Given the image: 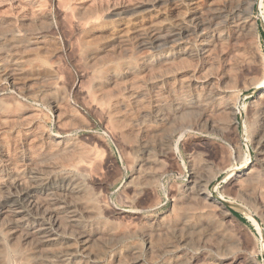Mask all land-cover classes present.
I'll return each instance as SVG.
<instances>
[{"label":"rangeland","instance_id":"374dc122","mask_svg":"<svg viewBox=\"0 0 264 264\" xmlns=\"http://www.w3.org/2000/svg\"><path fill=\"white\" fill-rule=\"evenodd\" d=\"M31 1L32 0H29V3L30 4L27 5V6H25L26 7V10H25L24 9L25 7L18 3L19 4V7H20L19 8L17 6L18 5L17 2L14 1V0L13 1L12 0H5V1L0 0V2H1L0 3V10H1L0 11V18L10 19L13 16L15 17V18L13 17V18L10 19L11 21H15V22H12L11 25L9 24L11 21L8 20L7 25H10V27L9 28H7L8 26L7 27H4V30L5 31H2L1 30L2 29V25H0L1 26L0 27V59L3 60L4 65L7 63L6 64L7 67H5V66H1L0 67V71H1L0 72V78H1L0 79V97L2 99L5 98V99H8L9 100V101L7 100V103H9L13 108L16 109V111H13L14 113H20L25 108L33 109V111L36 110L35 111V118H36L35 119L36 120L35 123L37 125H39V127L42 130H44V131H46L48 133H50V131H51V134H60V135H63V136H67L68 139L70 141H72L76 145L77 151L82 156L85 155L84 157L85 158H88V154L87 153H89V158L91 157V159H92L90 165H92V164L93 165L92 166L89 165L90 166L89 167L90 169H88V167H86L83 170L81 169L82 175L85 176V175H89L90 174L89 175L90 178L89 179H86L84 181V183H85L84 185L86 186V191H82L81 192L82 194L79 192L81 194V196L76 195V198L75 199H77V200H75V202H72L70 204L71 206L68 205V203H66L67 206H69V208L74 209V211H76V213H78L80 215V224L82 225L81 226L80 224H78L77 227H79V228L75 227V229L74 228L72 229L74 232L70 231V229H69V232L67 231L68 233H66V234L63 235L64 238L70 239L72 241V243H71L72 249L77 250V251H79V249H80V243L73 238V236H74V234H75L76 231L78 232L80 230H89V231L93 230V231H96V233L97 232H100L99 234H97V237H96V239H95V241H94V243L92 245L93 246L92 247L93 252L96 255V264H104L105 261H106L105 264H107V263L108 264H111L113 262H114L113 264H117L116 262L118 260L115 261V257L119 258L120 261H122L123 264H129L131 257H133L132 255H134L136 252L137 253L135 255L140 254V256L143 259L146 260V263L147 264H152L155 261L156 262L153 263V264H158V263H160L161 261H164V260H165V262H173V258L175 256L174 254L181 255V258H184V257L185 258H190L192 260L191 261L192 262L191 264H198L197 262H199V261H200L199 264H221L222 257H225V256H222L224 254L226 256L229 255L227 257V259H226L228 261V264H230V263H232V264H242V263L243 264H245V263L248 264L247 262H248L249 258L254 259L253 260V262L255 261L254 264H264V210H263L264 208L261 207L260 205H258V202H256L255 201V198H254V197L257 196V188L255 189V187H257L262 182L259 181V183H258V182L255 181L256 182V185H253L252 183H249V185H252V186L251 187L249 186L248 192L250 191L252 193L250 194V192H249V195H248V192H247V194H244L242 192V194H241V192L239 190V187L237 185H235V182L232 180V173L230 171V168L231 167H239L243 163L249 164L250 162L251 163H254V166H255L254 169L255 170L257 169L256 170L257 172H260L261 171V170H259L261 168H259L260 167V163L258 164V162H260L261 159H262V157H263L262 155L264 154V151H263L264 148L262 146H260L259 144L256 143V141L253 139V135L251 134L257 128V126H258V124L256 126H254L255 125V121L258 120L257 119L258 112H257V109H256L258 107V103L255 102L256 99H257L256 96H258V93H257L258 91L255 88V85L254 84L253 85L251 84L252 78L255 77V76L252 75L251 78L250 77H246V80L245 79L242 80L241 83L240 82L239 83H235V86L233 84L232 85V88L233 87L234 88H233V93L231 94L232 96L230 95V99H229V96L228 95H223L222 94V96H221V98L219 100V103L221 102V100H222L221 103H223L224 100H226V101L229 100V101L232 102L231 97H233V99L234 98H237L236 100L235 99L233 100L234 101L233 103L237 104V107L239 108V111H241V112L237 114V117H236V127H235L234 130H230V133H231L230 135H229V133H227V135H226V132L227 131L229 132V130H226L227 128L225 129V127L227 126L226 123L230 121V116L229 115H226V112L225 111L223 112V110H222L223 108L221 107L222 106L221 103H220V105L218 104L221 108L220 109H216V111H214L213 112V115H212V118H214V117L217 118L218 117L217 119H215V118L213 119L214 121L216 120V123H217L216 125L217 126H216V129H214L212 131L211 130H208L206 128L204 130V127H202V126H196V127H193V128H189V130L187 129L186 132L183 131L182 129H180V128L184 127V125H186V123L187 124H191L192 123L191 121H193V123L196 122V120L198 118V116H197L198 112H196L197 114L195 112L194 113L193 112L192 113L189 112V114H191V115H189V114H187V115L186 114H183V116L180 115V116H182L184 118H181L180 116H178L179 117L178 118L177 116H175V117H171V118L169 117V118H167V121L162 120V121H159L158 122L157 120H155V118H153V113L151 112V108H150V106L152 107V105L150 103V101H151L150 98H152L153 95L156 92H157L158 95L161 92V96H164L163 94H165L164 92H166V95L164 96L165 98L161 97L160 95L159 96L162 99H165L166 104H168L167 107L169 105L171 106V104H173V101L171 100V97H170V94L169 93L173 89L176 92H178L177 90L179 89V92H180L181 91V88L185 86V82H183V84L181 83L183 80L186 81L188 79L189 80L191 79L190 80L191 85L188 88L187 87H184V89H183V90H185V88H186V90H185L186 91L185 92L186 95L188 94V95L191 96L193 94V92H194V89H195L193 87L195 81H193V80H196V81L199 80V77H201V75L202 76L203 75L205 76V73L207 75L208 72H209V74L207 76H209L210 79L212 78L211 80L215 83V84L213 83L215 85V87L214 86L213 87L216 90H214L213 87H212L213 91H216V92L217 91L218 92H224V90H225L224 86H221L222 84L217 79L218 76L220 78V76H221L220 74L222 73L221 70H223V64H224V60L222 58L223 55L219 52V50H217L216 53H213V55H214L213 57L215 58V56H216V58L214 59L212 56L209 58L210 60H212V64H211V61L209 59H208V61H206L205 58H203L201 55H199V52H198V49L197 48H199L200 39H199V31L197 30V24L196 23L199 21V18H201V14H202L203 20H206V24L209 23L207 20L210 19V17L212 16V13L213 12H216V10H219L221 13L224 14L226 12L225 10L227 9V7L229 5H231V2H232V5L231 6H234V4H235L236 7L235 6L234 7L238 9L239 15L241 14V16H243V17H245V15H246L247 18H248V20L252 19V21L256 25V28H254V29H250V28L245 29L244 30V33L242 32V34H241L243 37L240 36L241 41H238L237 42V44L239 46L237 44L235 46L241 48L244 45L245 47L243 46L242 48H244V49H242V50H244L246 52H252L253 51L254 54L257 53L256 56H258V58H261L262 59V60L260 59V63L262 64L261 66H263V67H261V71L263 73L264 72V0H253V1L252 0H244V1L242 0L245 5L242 3L241 0H240V2H239V0H228V2H227V0H225V1L224 0L223 1L222 0H219L220 2L218 0H207V1L206 0L205 1L204 0H197V1L196 0L195 1L194 0H188V2H187V0H185V1L184 0H176L177 3L175 1H173V0H171V1L170 0H167L169 3H167L166 0H151L150 5H152V6L151 7H148V8L151 9L150 12L155 16L154 17L155 20H156L155 27L156 26L159 27V30H158L157 27H156V29L158 31H160V32H165V33H166V31L167 32H170L172 30L174 31L175 28H179V27H182L184 29H187L188 31L190 30L191 32L189 31V35L187 37L183 38V42H185L184 45L187 44L186 47H187L188 50L190 48L189 52L191 50H192V52L189 53V56H188L189 59L186 57V59H185V60H187L186 62L184 60V61H181L179 63L177 62L178 64L177 63L173 64V66H171V67H169V68H167L165 70H162V72L164 74H162V72H160V75H161L160 77L161 78L158 79V82H157V87H158V84H159V87H158L159 89L157 87H154L153 86V84H152V81L153 80H150V79H147V81H146L147 83L144 82L141 85V86H143L142 87L143 88V91H145V97H144V99L147 96L149 97V98L147 97L145 99V100H147L146 101L147 103H146L145 106L149 110L146 109L145 106H144L143 109L144 110L146 109V111H144L143 109H141V110H138L137 109L138 110L137 111L135 107H132L134 111L133 110H131V111L133 113V116L136 114L134 116V119L138 120V122L139 121L141 122L142 119H143L142 122L148 121V122H145L146 124H148L146 132L143 131V133H142V131H140L136 127L135 128L136 129V132H137L136 133L135 130H134V127L131 126L130 122L127 121V120H124L121 123V127H123V128L119 132V135H118V133L111 134V133H114V132L111 129V125L112 124L109 123L111 121V120H109L110 118L106 117L105 114H103L101 116V113L102 112H100V110H98V107L94 108L95 106H90V104L88 103L89 102V98L86 95L87 94L86 93V90L90 86L89 85L90 83H88V82L91 81L92 73H90V72H89L90 74L87 73V69H86L87 60L86 59H87V56H88V54H89L90 51H87L86 52L87 49H85V47H83L81 45L84 38H82V34L81 35L79 34L81 32H79L78 30L76 31V29L73 28L74 26H73V23H72V19H68V18H70V16L72 18L71 10L68 9L70 7V5H71V2L69 4V2L67 3L66 0H62V1H60V0H38L39 2L41 1L39 3L38 1L33 0L34 3H36V2L39 3V5H37L38 3L34 4V3H32L33 1L32 2ZM104 1H105L104 4L107 3L108 1H109L110 4L113 2L112 0H108V1L104 0ZM117 1H115L116 4H119V3L121 4L122 2L127 1V0H117ZM138 1L141 2V1H144V0H134V1L132 0V2H138ZM200 1H202V3ZM214 1L216 2V4H215ZM61 2L66 5L65 6L66 8L64 7V5H62ZM203 3H205V4H203ZM211 3L213 5H211ZM240 3H241V5H239ZM164 4H165L164 7L166 9H168L169 7L170 8L168 10H166V9L163 10L162 8H164V7H162V6ZM167 4H168V6H167ZM186 4H187V6H186ZM214 4L217 5L218 7L215 6ZM7 5H8V7H7V10L6 11L4 9H2V7L5 8ZM36 5L40 9V10H38V11H40L39 13H36V12H38V11H36L38 9ZM41 5L43 7H39ZM58 5H61V7L58 6ZM145 5H147V4H145ZM170 5H172L173 8ZM196 5H198V6H196ZM28 6L31 7V8H29ZM62 6H63L64 9L62 8ZM106 6H108V10H105V12H103L104 13V16L102 15L103 13L101 14V16H100V20H102L101 22H103L105 20L108 23L109 20H110V22H109L110 24L116 25V24H114L116 22L115 18L114 17L112 18V14L114 13L113 10H112V7L110 5H106ZM176 6H177V8H176ZM192 6H194V7H192ZM199 6H200V8H199ZM205 6H206V8H205ZM33 7H35V9ZM250 7H251V10H248V8L250 9ZM41 8H43V9H41ZM160 8L163 10V13H162V10ZM182 8H184V9H182ZM16 9H18V10L20 9V11H18ZM32 9H34V10H32ZM46 9H49V10H47V12H50L49 13L50 15L47 12H45ZM58 9H60V10H58ZM191 9L192 10L194 9L193 12H192ZM197 9H198V11H197ZM3 10L6 12L5 14L2 13V12H4ZM31 10H32V12H31ZM69 10H70V12L68 14V11ZM159 10L161 12H159ZM199 10L201 12H203V13H201V12L199 13ZM221 10H223V11H221ZM7 11L10 12V13L13 12L12 13V16L10 15V13H9V15H7L8 14ZM16 11H17V13H15ZM25 11H29V12L27 13ZM42 11H43L42 14H45L46 15V17H44L45 19L44 18H41V14L40 13ZM154 11H156V13H154ZM65 12L67 13V16L69 15V17H67L65 15L66 14ZM51 13H52V15H51ZM63 13H65L64 15L66 16V18L68 20L66 18H64V20L62 18H60L59 15H61V17H64L63 16ZM2 14H4V15H2ZM32 14H33V16H32ZM34 14L37 15V16H39V15L40 16L37 17ZM175 14H176V16H175ZM177 14H179V15H177ZM18 15L21 16V17H19ZM107 15H108V17H107ZM209 15H210V17H209ZM28 16H29V19H28ZM179 16L181 17L182 20L180 19ZM189 16H191V17H189ZM101 17L102 18L104 17V18L102 19ZM164 17L166 19H164ZM185 17H187V18H185ZM30 18H33L34 20L32 21V19H30ZM58 18H60V19H58ZM42 19L45 21V22H42L43 24L40 23V21H43ZM20 20H22V21H20ZM28 20H30V21L28 22ZM47 20H50V21H48V23H47L46 22ZM158 20H160V21H158ZM24 21H27L28 23L27 22H24ZM35 21H39V23L38 22H35ZM180 21H182V22H180ZM32 22H35V23L33 24ZM61 22H62V24H61ZM65 22H66V24H65ZM67 22L69 23L70 26H67L68 25ZM173 22H175V23H173ZM178 22H180V23H178ZM24 23H26L27 25L24 24ZM30 23H31V26H30ZM183 23L185 24V26H184ZM17 24H19V25H17ZM20 24L22 26H20ZM166 24H169V25H166ZM162 25H164V26H162ZM172 25L175 28L174 27L172 28ZM3 26H5V24ZM23 26L24 27H27V29L24 28ZM62 27L64 29H62ZM28 28L30 30L38 31V33H36L34 35L33 34H31V35H27L26 34L27 35L26 37L24 35V38L22 36V37H17L16 39H14L13 37H11L9 35L10 31L13 29L14 32L20 33L18 36H21L22 34H24V30L25 29L26 30H29ZM164 29H166V30H164ZM222 29H223L222 31L225 33L224 35H227V37H228L229 29H227L225 26H222ZM49 30H50V32H49ZM4 32H6V33H4ZM74 32L77 33V34H75ZM249 34H251L252 36L249 35ZM44 35H46V36L44 37ZM37 36H38V38H37ZM42 37L44 39H42ZM227 37H225V40L227 39ZM39 38H41V39H39ZM127 38H128L127 41L129 39H131L130 41H128V43H129L128 45L131 48H133L132 51L135 50L132 55L134 56V54H136V53H139L140 54L141 52H138V50H137V48L135 46L136 43H137V40L135 38H133L132 35L128 36ZM243 38L244 39H248L249 38L250 41L248 42L249 39L244 41ZM132 41H134V42H132ZM186 41H188V42H186ZM37 42H39V43H37ZM78 42L79 43L81 42V43L78 44ZM95 42L92 45V48H94V49L95 48H98V47H95V46H99L100 47V46L105 45L104 42H106V41H103L102 43H101V41H95ZM228 42H229V40L227 39L226 40V43L225 42L223 43V45H225L223 47V48H225V50H230V47L229 46L232 43H230V42L228 43ZM247 42L250 43V45L249 44L247 45ZM194 43H196V44H194ZM3 44H5V45H3ZM20 44H24L25 46L24 45H20ZM34 44L36 46H34ZM131 44H132V46H131ZM191 44L194 45V46H192ZM245 44L247 46H250V47H247ZM6 45H7V47H6ZM39 45L42 46V48ZM77 45L81 46V48L79 46H77ZM233 46L234 45H231V48ZM17 47H19V48H17ZM21 47H23V48H21ZM194 47H196L195 50H194ZM78 48H80L81 50L78 49ZM6 49H7V51H6ZM82 49H83V51H82ZM3 50H5V51H3ZM24 51H26V52H24ZM41 52H43V54ZM81 52L82 53L84 52L83 55H82ZM45 53H47V54H45ZM29 54H31V55L33 54L32 56H34V57H32L31 55H30L31 57L28 56ZM190 54L191 55L193 54L192 57H190L191 56ZM102 55H104V54H102ZM136 55H138V54H136ZM218 55H220V56H218ZM19 58L20 59H23V60H20ZM38 58H40V59H38ZM44 58L48 59V61L45 60ZM24 59H26V60H24ZM216 59H218L217 62H215ZM13 60L14 61L17 60V61L14 63ZM34 60L37 61V62H35ZM32 61H34V62L32 63ZM42 61H44V62H42ZM83 61L86 63V65H84L85 63H83ZM209 61H210V63H208ZM43 63H45V64L43 65ZM191 63H193V64H191ZM195 63H196V65H195ZM213 64H214V66L211 67V65H213ZM217 64L219 65V68L217 67L218 66ZM176 65L181 66V68L179 66H176ZM18 66L20 68H17ZM39 66H40V70L35 69V68H37ZM42 66H43V68H42ZM2 67H3V69L1 70ZM8 67L9 68L11 67V68L16 69L15 71L18 70L17 73L18 74L21 73L22 74V75L20 74L21 77H24L23 76L24 74L26 75L24 77V81L27 80V82L25 81L26 84L24 86L25 87L24 89L26 90L25 91L26 93L29 92V91H31L32 93L29 92L30 94L28 95V94H26L24 92L25 95L24 94L21 95V93H19L16 89H14L12 87V85L10 84V81H8L6 79H3V77H1L2 76L1 75L2 72H4V70H6V68H8ZM172 67L174 69L173 71H172ZM206 67H207L208 71L207 70L205 71V68ZM214 67H217L216 68L217 70H215ZM31 68H34V70L31 69ZM181 69H183V70H181ZM192 69H193V71H192ZM184 70H186L187 72L184 71ZM199 70H201V71H199ZM210 70H212V71H210ZM52 72H53V74H52ZM188 72H189V74H188ZM195 72H198V73H195ZM29 73H31V74H29ZM36 74H37V76H36ZM42 74L44 76L46 75L47 77L45 76L46 78H41V77H43ZM177 75H179V76H177ZM89 78H90V80H89ZM167 78H168V80H167ZM180 78H182V79H180ZM214 78H215L216 81H214ZM248 78H249V81L247 80ZM43 79H45L46 81L43 80ZM179 81L181 83V84L179 83V85H181V86L178 85V82ZM47 82H48V86L46 84ZM192 82H193V84H192ZM244 82H246V84ZM38 83H39V85H38ZM160 83H161V85H160ZM32 84L34 86H32ZM55 84L57 85V87L59 85V87L57 89H56V85ZM162 84H164V86ZM165 84H167V85H165ZM241 84H242V86H241ZM173 85H174V88H173ZM247 85H249V86H247ZM149 86H150L151 89L149 88ZM166 86L169 87V89ZM206 87H207V89H206ZM210 87H211V85L210 86H208V85L207 86H197L196 87V91L198 90V92H202V93H205V94L207 93L208 94L210 92L208 90ZM218 87H219V89H218ZM39 88H40V90H39ZM161 88H162V90H161ZM46 89H48V90H46ZM147 89H150V90H147ZM153 89H155L156 91L153 90ZM200 89H202V90L199 91ZM146 90L148 92H146ZM151 90L152 91H155V92H151ZM183 90H182V92L184 93ZM204 90H206V92ZM234 90L236 92L235 95H237V96L234 95ZM37 93L39 94V96H37ZM149 93H151V94H149ZM31 94H35V96L34 95H31ZM48 95H49V97H48ZM188 95H187V97H188ZM58 97H60V99ZM167 97H169L170 99L167 98ZM224 97H226V98H224ZM1 98H0V101L2 100ZM13 98H14V100H17V102H14ZM47 98H52V99L53 98H56L59 101V104H62V105H60L59 111H55V109L52 107L51 103H49L50 102V101H48L49 99L47 100ZM119 99L121 100V99H123V97L119 96ZM167 99L171 100L172 103H170V101L167 100ZM252 99L254 100L255 103L253 101H251ZM5 102H6V100H5ZM224 103H225V101H224ZM84 104H89V105H84ZM131 106H133V105H131ZM251 106H253V107L251 108ZM243 108H245V109H243ZM250 110H251V112H250ZM142 111H144L143 114H142ZM247 111H248V113H247ZM215 112H217L219 114V116ZM249 112H250V114H249ZM252 112H253V114L255 113V115H253ZM222 113L227 118L229 116V118H228L229 120L226 119V118H224L223 117L224 115L222 116ZM246 113H247V115L249 117L246 116ZM37 114H38V116H37ZM145 114H146L147 117L145 116ZM192 114H194V115H192ZM215 114H217V115L215 116ZM250 115L252 117H250ZM14 116H16V115H14ZM186 116H188V118H186ZM192 116H193V118H192ZM62 117H63V119H62ZM67 117H69L70 119L68 118V120H67ZM13 118H15V117H13ZM71 118H72V120H71ZM106 118L109 120L108 123H107L108 120ZM177 118H178V120H177ZM190 118H192L191 121H190ZM251 118H253V119H251ZM181 119H183V121ZM184 119H186V120H184ZM219 119H220V121H219V124H218V120ZM223 119H225L227 121L225 122V120H223ZM252 120H253V122H252ZM60 121H62V123ZM170 121H172L173 123H175L174 124L175 127H173V125L171 124L172 122H170ZM185 121H188V122H185ZM247 121H249V122H247ZM14 123H16L17 125L14 124ZM60 123H61V127H60ZM68 123H70V124H68ZM248 123H249V125H248ZM7 124H9L10 126L7 125ZM12 124H13V126H12ZM107 124H109L110 127ZM167 124H169V125L167 126ZM221 124L223 125V127H222ZM62 125H64L63 128H62ZM65 125H69V127L70 126L71 127L69 128L67 126V129H66V126ZM125 125H128V127L125 126ZM151 125H152V127H151ZM163 125L166 127V129H164L165 127ZM220 125H221V128L219 127L220 130L222 128H224V130H221L219 132L218 126H220ZM167 127H169V128H167ZM160 128L163 129V130H160ZM201 128H203V129H201ZM251 128H253V129H251ZM31 129L32 128H30V129L27 128V130H31ZM131 129L133 130V132H131L132 131ZM191 129H193V130H191ZM154 130L156 132L157 131L158 132L157 133L156 132L154 133ZM151 131H153V132H151ZM166 131H167V133H166ZM231 131H233L234 133L231 132ZM109 132H111V133H109ZM122 132H124V133L126 132L125 134H127V133L129 134V132H130V134H129L130 136L127 134L128 137H125L126 135L124 136V133H122ZM159 132H160V134H159ZM132 133H134L135 135L132 134ZM151 133L152 134L154 133V134L153 135H150ZM0 134H1L0 135V138L5 137L6 140H7V143L9 145L11 144L10 146L13 147V148H15L14 149L15 150L14 151V156H17V158H21L23 156L29 155V158L31 157V159H35L36 161H38L39 159H40V161H42L43 159H45L44 153H43L44 151L42 150L43 147L46 145L45 144V140L44 139H36L35 141H33L32 144H30L29 142L27 143L28 140H27V135L25 134V128H22V126H20V123L19 122H13V123L11 121L6 122L5 126H3V127L0 128ZM6 134L8 135V137H7ZM23 134H25V135H23ZM143 134H144V136H143ZM146 134H149L148 136L150 138L147 137ZM157 134L160 135V136H162V137L164 136L163 137L164 139L162 137L158 136ZM221 134H223V135H221ZM113 135H115V136H113ZM154 135H155V137L158 136L157 139L154 137ZM218 137H220V138H218ZM230 137H232V138H230ZM127 138L129 139V141H128ZM141 138H143V139H141ZM147 138H149L151 140L150 141L151 143L148 142L149 139H147ZM167 138H170V139H167ZM15 139L17 141H15ZM160 139H162V140H160ZM13 140H14V142H13ZM130 140L132 141V144L130 143L131 142ZM136 140H137V142H136ZM141 140H142L143 144H142ZM133 141H134V143H133ZM162 141H164V142L162 143ZM0 143H1V139H0ZM144 143L147 144V145H145ZM164 143H166V144H164ZM233 144L238 145L239 147L241 146V147L239 149L238 148L236 149L235 147H238V146H235ZM255 146L258 147V148H256ZM0 147H1V144H0ZM79 147L83 151L79 150L80 149ZM233 147H234V149H233ZM86 148H88V149H86ZM90 148H91V150H89ZM259 148H260V150H259ZM37 149H39V150H37ZM92 149H94V150H92ZM96 149H99L100 151L99 150H96ZM102 149L105 150V151H101ZM150 149H154V150H150ZM87 150H88V152L85 153V151H87ZM163 150H164V153H163ZM18 151H20L21 156H18V154H19V153H17ZM90 151H92V152H90ZM95 151L96 152L98 151L97 152L98 154ZM231 151H232L233 154L231 153ZM83 152H84V154H82ZM237 152H239L241 154V156H240V154L238 153L239 156H240L239 157V160L236 158V154L235 153H237ZM27 153H29V154H27ZM90 153H93L92 154L93 156H91ZM160 155L163 156V157H161ZM96 156H98V157H96ZM258 156H259L260 160H259ZM102 157H103V159H102ZM99 158H101V159L100 160H97ZM240 158H242V159H240ZM157 159H159V160L157 161ZM255 159H256V161H255ZM257 160H258V162H257ZM98 161H100L101 163H99ZM143 161H146V162H143ZM228 161H230V162H228ZM138 162H143L142 164H143L144 167L142 166V169H144V171L143 170H142V172L140 170L136 171L135 167H136V164ZM146 163H148V164L146 165ZM150 163H152L153 165L150 164ZM5 164L6 163L1 159V156H0V169H1V171L6 170V165ZM40 164L42 165V162H40ZM98 164L99 165L101 164V165L99 166ZM166 165H168V166H166ZM146 166L149 169H147ZM161 166H162V169H161ZM194 168L196 169V171H195ZM60 169H61V171L55 170V171L49 172L50 169H48V168L44 169V167H43L42 173L44 174L45 177H47L46 179H50L51 180V179L55 178L56 175H59L62 171L67 170V169H65L64 166H62ZM45 170H47L49 173L47 171H45ZM84 170H85V172H84ZM191 170L194 171L196 174H197V171L199 172L201 170L199 172V174H197V176L199 175L201 177V179L204 178V180L207 179L206 181L208 182V188H209V190H214V192H215L216 195L221 196L225 200V203H226L225 204V209H226L228 215L225 217V216H219V215L216 214V215H214L215 217L214 216L212 217L213 219H215V221H217L218 225H221L220 228H219V226H218V228L220 229V233L222 232L223 236L222 237H218V238L215 237L216 240L213 237V242L216 243L217 241H219L217 239L221 238L220 241H221V245L222 246L220 245L221 248L218 249V250H220V252L222 250L221 253H223V254H221L218 250L215 251L216 250V246H217L216 244L214 245L215 249L214 248H211V249L204 248L202 246L201 242H200V237L198 235L199 233H195V232L193 233V235L191 237V240L192 241H189L184 246L183 245L182 246L178 245V247H177L176 250L175 249H170L171 250L170 252L163 254L162 251L168 249L167 245L168 246L169 245L172 246V245H174V243H176L174 241H175L176 238L179 237L178 236L179 233H178V235H175V236H166V235H163V237H164L163 238L162 235H159V234L155 233V231H153L152 225H153V222L156 219L163 218V219H166V220H170L171 218L172 219L178 218V216L180 215V212H182L186 208V206L189 204L188 201H190V203H192V205L193 204L195 205V203L197 204L198 201L196 199L195 200H191L190 197H189L190 195H186V187L188 186L189 181H190L189 172ZM155 171H157V172H155ZM159 172H161V173H159ZM139 175L142 178L139 177ZM154 176H155L156 179H154ZM144 177H146V178H144ZM153 179L155 180V182L153 181ZM260 179L261 180H264L263 178H260ZM187 180H188V182H187ZM136 181H138V182H136ZM147 181H148V183H147ZM150 181L151 182H154V183H151ZM88 182H89V184H88ZM134 182H136L138 185L136 183H134ZM145 182H146V184H144ZM141 184H143V185H141ZM246 185H248V184H246ZM252 188L254 190L251 191ZM145 191H146V193H145ZM254 191L256 193L253 194ZM91 194H93V195H91ZM98 194L100 196H98ZM252 194H253V196H252ZM245 195H247V196H245ZM250 195H251V197H250ZM88 196H90V197H88ZM95 196L97 197V199L99 201L97 199L96 200L94 199L95 201L92 200V197L96 198ZM103 196H104V199H103ZM142 196H144L145 198L142 197ZM187 198H189V199L187 200ZM88 201H90V202H88ZM138 201H139V203H138ZM177 201H179V202H177ZM103 202H104V205H103ZM98 204L100 205L99 208L102 209V211H104V210L107 211V208L108 209L111 208L110 209L111 212L109 211V213H107L108 211L107 212L104 211L106 213H103L98 208V206H99ZM101 204H102L103 207L101 206ZM83 207H84V210H83ZM99 210H100V215H99ZM229 212H230V214H229ZM101 214H103V215H101ZM165 214H168V215H165ZM100 216H102V217H100ZM95 217H96V219H95ZM132 221H134V225H133V222ZM98 222H100V223H98ZM126 223L128 224V226H127ZM147 223H149V224H147ZM84 224H87V225H84ZM131 225H132L133 230L131 228ZM223 226H225L226 228L223 227ZM126 227L127 228L129 227V228L127 229ZM104 228H106V229H104ZM130 228H131V230H132L133 233L130 232L131 231ZM107 229H111L112 231H114L113 235L111 233H109L111 231H109ZM226 229L227 230L229 229L228 232H227ZM1 230H2V232H1ZM98 230H100V231H98ZM147 230H148V232H146ZM143 231H145V232H143ZM129 232H130V234H129ZM137 232H138V234H137ZM223 232H225V233H223ZM120 233L121 234L123 233V234L120 235ZM124 233H125L126 236L124 235ZM175 234H177V233H175ZM226 234H228V235H226ZM135 235H137V236L135 237ZM149 235L151 236L150 238H151V241H152V247H150V249L147 250V247H146L147 246V241H145V239ZM6 236H7V233L5 232V230L3 231V229H0V243H2V247H3L1 250L3 251V255L6 257V262H9L8 264H17L18 263V260H16V259L14 260L15 254L13 253V251H12L13 248L10 246V243L8 241V236L7 237ZM103 236H104L105 240H104ZM118 236L119 237L122 236V237L119 238ZM152 236L157 237V239H155ZM115 237L116 238L118 237V238L116 239ZM170 237H171V239L169 240ZM130 238H131V240H130ZM224 238H226V239L224 240ZM99 239H102L105 242L103 243V241H100ZM108 239L111 240V241H108ZM124 239H125V242L123 241ZM196 239L198 240V242H197ZM193 240H196V241H194V243H193ZM237 241H238L239 244L237 243ZM111 242H113V245H112ZM154 242H156V249H157V251H155L156 249L153 248V247H155ZM224 242L227 243V245L224 244ZM230 242L232 244H230ZM235 242H236V244H235ZM78 243H79V245H77ZM95 243H96V246H95ZM97 243L100 244V245H98ZM195 243H197V244H195ZM6 244L8 245L9 248L7 247ZM164 244L166 245L167 248H164L165 247ZM228 244L232 248H230V246ZM190 245H192V246H190ZM233 245H235V246L233 247ZM6 247L8 248V251H7V248ZM145 247H146V249H145ZM236 247L238 249L237 251H235L236 250ZM240 247H242V248H240ZM130 248H133V249H130ZM140 248H142V249H140ZM201 248L203 249V251H201L202 250ZM229 249L233 253H229V252H231ZM159 250H160V252H159ZM187 250H189V251L187 252ZM109 251H110V254H109ZM225 251H226V253H225ZM252 251H254V253ZM203 252H205V253H203ZM153 253H155L156 255H154ZM144 254L147 255V256H145ZM167 254H169V255H167ZM211 254H212V256H211ZM126 255L128 257H126ZM232 255H233V257H232ZM108 257H109V259H107ZM195 257L197 259H199V260H197ZM208 257H210V258H208ZM205 258H206L207 261H205ZM228 258L229 259L232 258V259L229 260ZM147 259H148V261H147ZM195 259L197 261H195ZM212 259H213V261H212ZM158 260H160V262H158ZM218 260H219L220 263L218 262ZM242 260H244V261H242ZM194 261L196 263H194ZM14 262H16V263H14Z\"/></svg>","mask_w":264,"mask_h":264},{"label":"bare ground","instance_id":"6f19581e","mask_svg":"<svg viewBox=\"0 0 264 264\" xmlns=\"http://www.w3.org/2000/svg\"><path fill=\"white\" fill-rule=\"evenodd\" d=\"M5 1V0H3ZM13 1V0H12ZM17 2V4H21L22 6H27L29 5V0H14ZM33 1V0H32ZM31 1V2H32ZM38 1V0H35ZM62 1V0H60ZM67 3L71 2V5L68 9L71 10V14H72V18L70 16V18L68 19H72V23H73V28L76 29V31L78 30L80 35L82 34V38L83 42H82V46L85 47L86 52L90 51L88 56H87V73H92V78L91 81L88 82L90 83L89 87L86 90V95L89 98V104L90 106H95L94 108L98 107V110H100L101 116L103 114L106 115V117L110 118L109 120H111L109 122V120L107 121V123L109 122L111 125V129L114 133L111 134H115L118 133L122 130L123 127H121V123L124 120H127L130 122L131 126L134 127V130L136 132V127L142 131L147 130V126L148 124H146L145 122H141L136 119H134V115L131 110H133L132 107H135L136 110H141L143 109V107L146 105V101L144 99L145 97V91H143V86H141L144 82L147 81V79L153 80L152 84L154 87H157V82L158 79H160L161 75L160 72H162V70H165L171 66H173V64L175 63H179L181 61H184L186 59V57L189 59V53L192 52V50L189 52V50L187 49L186 45H184L185 42H183V38L187 37L189 35V31L187 29H184L182 27L179 28H175L172 25V28L174 27L175 30L170 31V32H160L159 27L158 30L155 27V16L150 12L151 9L148 7H151L152 5H150L151 0H144L141 2H132V0H127L122 2L121 4H116L115 1L117 0H112L113 2L110 4L108 0L107 3L104 4V0H66ZM134 1V0H133ZM167 1V0H166ZM171 1V0H170ZM177 3L176 0H173ZM185 1V0H184ZM195 1V0H194ZM193 1V2H194ZM197 1V0H196ZM205 1V0H204ZM203 1V2H204ZM207 1V0H206ZM219 1V0H218ZM223 1V0H222ZM225 1V0H224ZM242 1V0H241ZM244 1V0H243ZM242 1V3H243ZM253 1V0H252ZM2 2V1H1ZM0 2V3H1ZM39 2V1H38ZM36 2V3H38ZM41 2V1H40ZM39 2V3H40ZM64 2V1H63ZM118 2V1H117ZM160 2V1H159ZM165 2V1H164ZM174 2V3H175ZM188 2V0H187ZM202 3V1H200ZM209 2V1H208ZM215 2V1H214ZM220 2V1H219ZM228 2V0H227ZM226 2V3H227ZM238 2V1H237ZM240 2V0H239ZM238 2V3H239ZM9 3V2H8ZM34 3V1L32 2ZM34 3V4H36ZM39 3L37 5H39ZM47 3V2H46ZM62 3V2H61ZM66 3V4H67ZM167 3H169L167 1ZM175 3V4H176ZM218 3V2H217ZM230 3V2H229ZM228 3V4H229ZM247 3V2H246ZM249 3V2H248ZM6 4V3H5ZM19 4L17 5L19 7ZM58 4V3H57ZM147 4V5H145ZM159 4V3H158ZM173 4V3H172ZM174 4V5H175ZM194 4V3H193ZM205 4V3H203ZM209 4V3H208ZM216 4V2H215ZM214 4V5H215ZM219 4V3H218ZM244 4V3H243ZM253 4V3H252ZM2 5V4H1ZM4 5V4H3ZM36 5V6H37ZM62 5H64V7L66 6L65 4L62 3ZM106 5H110L112 7L113 10V14H112V18L114 17L116 22L113 24H110V20L107 23L105 20V22H101L102 20H100V16L103 12H105V10H108V6ZM157 5V4H156ZM181 5V4H180ZM179 5V6H180ZM191 5V4H190ZM211 5H213L211 3ZM225 5V4H224ZM232 5V2H231ZM229 5L227 7V9L224 11L225 13H221L219 10H216V12L212 13V16L210 17L209 20H207L209 23L206 24V20H203L202 18V14H201V18H199V21L196 23L197 24V30L199 31V39H200V45L198 49L199 55H201L203 58H205L206 61H208V59L213 55V53H216L217 50H219V52L223 55V60H224V64H223V70L222 73L220 74V78L218 76V81L222 84L221 86H224L225 90L224 92H216L213 91L214 87H215V83L210 79L209 76H207L209 74L205 76L201 75V77H199V80H193L194 82V92L193 94L190 96L186 95V88L185 90L184 87H189L191 85L190 80H181L182 84L183 82H185V86L181 88V91L179 92V89L177 90L178 92H176L173 88V90L169 93L171 100L173 101V104H171V106L169 105L167 107L168 104H166L165 99H162L161 97L165 98L164 96L166 95V92H164L165 94H163L164 96H161V92L159 93V96L157 94V92L153 95L150 101L152 107L151 108V112L153 113V118H155V120L162 121L165 120L167 121V118H171V117H175V116H180L183 114H189V112H198L197 116V120L196 122L193 123V121L191 124H187L184 125V127L180 128L183 131L186 132V130L189 128H193L196 126H202L208 129V130H214L216 129V120L214 121L212 118L213 112L216 111V109H220L221 107L223 108V112H226V115L230 116V121L226 123V130H229V135L230 130H234L236 127V117L237 114L240 113L241 111H239V108L237 107V104L233 103L234 99L236 100L237 98L231 97V101L229 100H224L223 103L221 100V107L219 106V100L223 95H228L229 99H230V95L233 93V88L232 85L235 83H241L242 80H246V77H250L253 75L255 77L252 78L251 84L255 85V88L257 89V93L258 96L256 99V103H258V107L257 112V119L255 121V125L257 126V128L255 129L254 127V131L251 133L253 135V139L256 141L257 144H259L260 146H262L264 148V72L262 73L261 71V66L262 64L260 63V59L258 58V56H256V54H254V52H246L242 49L244 48H239L237 46H235L237 44L238 41H241L240 36H242V32L244 33L245 29H254L256 28L255 23L252 21V19L248 20L247 16L245 15V17L241 16V14L239 15L238 9L235 8V4L234 6ZM241 5V3L239 4ZM245 5V4H244ZM247 5V4H246ZM249 5V4H248ZM14 6V5H13ZM16 6V7H17ZM31 6V5H30ZM56 6V5H55ZM61 7V5H58ZM165 4L162 6L164 7ZM168 6V4H167ZM172 7V5H170ZM187 6V4H186ZM189 6V5H188ZM198 6V5H196ZM217 6V5H215ZM8 5L2 9H4L5 11L7 10ZM17 7V8H18ZM23 7V8H24ZM29 7V6H28ZM32 7V6H31ZM29 7V8H31ZM39 7H43L42 5ZM46 7V6H45ZM194 7V6H192ZM202 7V6H201ZM214 7V6H213ZM218 7V6H217ZM238 7V6H237ZM20 8V7H19ZM35 9V7H33ZM38 8V6H37ZM36 8V9H37ZM59 8V7H58ZM63 8V6H62ZM66 8V7H65ZM168 8V7H167ZM170 8V7H169ZM168 8V9H169ZM173 8V7H172ZM177 8V6H176ZM185 8V7H184ZM182 8V9H184ZM197 8V7H196ZM200 8V6H199ZM206 8V6H205ZM204 8V9H205ZM216 8V7H215ZM11 9V8H10ZM22 9V8H21ZM26 10V7L24 8ZM32 9V10H34ZM43 9V8H41ZM64 9V8H63ZM161 9V8H160ZM163 10L166 9L165 7L162 8ZM161 9V10H162ZM166 9V10H168ZM190 9V8H189ZM208 9V8H207ZM206 9V10H207ZM241 9V8H240ZM3 10V11H4ZM18 10V9H16ZM31 10V12H32ZM40 10L39 8L36 10L38 11ZM46 9L45 12H47ZM60 10V9H58ZM70 10L68 11V14L70 12ZM162 10V13H163ZM173 10V9H172ZM192 10V9H191ZM194 10V9H193ZM192 10V12H193ZM205 10V11H206ZM248 10H251L248 8ZM1 11V10H0ZM2 12V13H6V12ZM14 11V10H13ZM20 11V9L18 10ZM22 11V10H21ZM153 11V10H152ZM198 11V9H197ZM214 11V10H213ZM223 11V10H221ZM8 12V11H7ZM24 12V11H23ZM25 12H29V11H25ZM40 11L36 12L39 13ZM60 12V11H59ZM62 12V11H61ZM67 12V11H66ZM65 12V13H66ZM159 12H161L159 10ZM168 12V11H167ZM190 12V11H189ZM201 11L199 10V13ZM209 12V11H208ZM10 12H8L7 15H9ZM13 13V12H12ZM12 13H10V15L12 16ZM17 13V11L15 12ZM20 13V12H19ZM43 11L40 13L41 14V18L46 17L45 14H42ZM48 14L50 12H47ZM58 13V12H57ZM63 13L64 17H61L63 20L64 18H66L67 13L65 14ZM154 13H156V11H154ZM161 13V14H162ZM184 13V12H183ZM203 13V12H201ZM210 13V12H209ZM2 14V15H4ZM61 14V13H60ZM66 16H65V15ZM160 14V15H161ZM172 14V13H171ZM181 14V13H180ZM185 14V13H184ZM183 14V15H184ZM191 14V13H190ZM249 14V13H248ZM25 15V14H24ZM29 15V14H28ZM31 15V14H30ZM35 15V14H34ZM50 15V14H49ZM52 15V13H51ZM104 16V13L102 14ZM179 15V14H177ZM182 15V16H183ZM196 15V14H195ZM244 15V14H243ZM17 16V15H16ZM19 16V15H18ZM26 16V15H25ZM33 16V14H32ZM37 16V15H35ZM40 16V15H39ZM37 16V17H39ZM58 16V17H59ZM159 16V15H158ZM163 16V15H162ZM176 16V14H175ZM197 16V15H196ZM204 16V15H203ZM14 17V16H13ZM11 17V18H13ZM21 17V16H19ZM31 17V16H30ZM48 17V16H47ZM69 17V15L67 16ZM108 17V15H107ZM111 17V16H110ZM161 17V16H160ZM174 17V16H173ZM180 17V16H179ZM191 17V16H189ZM10 18V17H9ZM10 18V19H11ZM15 18V17H14ZM34 18V17H33ZM33 18L32 21L34 20ZM36 18V17H35ZM58 18V19H60ZM102 18V17H101ZM104 18V17H103ZM102 18V19H103ZM157 18V17H156ZM175 18V17H174ZM183 18V17H182ZM187 18V17H185ZM251 18V17H250ZM10 19L7 18H0V25H2V31L4 30V27L9 28L12 22L15 21H11ZM29 19V16H28ZM38 19V18H37ZM45 19V18H44ZM61 19V20H62ZM67 19V18H66ZM67 19V20H68ZM158 19V18H157ZM164 19H166L164 17ZM181 19V17H180ZM8 20H10L9 24ZM43 20V19H42ZM51 20V19H50ZM47 20L46 22L48 23ZM60 20V21H61ZM163 20V19H162ZM172 20V19H171ZM182 20V19H181ZM189 20V19H188ZM22 21V20H20ZM30 20H28L29 22ZM40 21V20H39ZM39 21H35L38 22ZM71 21V20H70ZM160 21V20H158ZM178 21V20H177ZM194 21V20H193ZM18 22V21H17ZM27 22V21H24ZM27 22V23H28ZM35 22H32L33 24ZM45 22L40 21V23ZM63 22V21H62ZM61 22V24H62ZM176 22V21H175ZM173 22V23H175ZM182 22V21H180ZM178 22V23H180ZM20 23V22H19ZM68 23V22H67ZM71 23V22H70ZM113 23V22H112ZM161 23V22H160ZM185 23V22H184ZM183 23V24H184ZM191 23V22H190ZM5 24V26H3ZM16 24V23H15ZM26 24V23H24ZM43 24V23H42ZM50 24V23H49ZM66 24V22H65ZM158 24V23H157ZM165 24V23H164ZM195 24V25H196ZM19 25V24H17ZM27 25V24H26ZM37 25V24H36ZM160 25V24H159ZM169 25V24H166ZM177 25V24H176ZM20 26H22L20 24ZM25 26V25H24ZM23 26V27H24ZM31 26V23H30ZM63 26V25H62ZM67 26H70L69 23ZM72 26V25H71ZM164 26V25H162ZM183 26V25H182ZM185 26V24H184ZM222 26H225L227 29H229V34L228 37L227 35H224L225 33L222 31ZM1 27V26H0ZM46 27V26H45ZM161 27V26H160ZM168 27V26H167ZM6 28V29H7ZM22 28V27H21ZM27 29V27H24ZM71 28V27H70ZM163 28V27H162ZM170 28V27H169ZM168 28V29H169ZM188 28V27H187ZM17 29V28H16ZM24 30V34H22L21 36H18L20 33L14 32V30L12 29L9 33V35L11 37H13L14 39H16L17 37H22L24 38L27 35H31V34H36L38 33V31H34V30ZM39 29V28H38ZM48 29V28H47ZM46 29V30H47ZM62 29H64L62 27ZM74 29V30H75ZM226 29V30H227ZM23 30V29H22ZM37 30V29H36ZM45 30V29H44ZM166 30V29H164ZM171 30V29H170ZM192 30V29H191ZM195 30V29H194ZM9 31V30H8ZM21 31V30H20ZM48 31V30H47ZM46 31V32H47ZM72 31V30H71ZM225 31V30H224ZM255 31V30H254ZM41 32V31H40ZM45 32V31H44ZM50 32V30H49ZM52 32V31H51ZM191 32V31H190ZM6 33V32H4ZM75 33V32H74ZM253 33V32H252ZM27 34V35H26ZM47 34V33H46ZM51 34V33H50ZM77 34V33H75ZM247 34V33H246ZM3 35V34H2ZM8 35V34H7ZM132 35L133 38H135L137 40L136 43V48L138 50L139 53L134 54V56L132 55L133 52L132 51L133 48H131L128 44V41H130L131 39H129L127 41V37ZM191 35V34H190ZM251 35V34H249ZM46 35H44L45 37ZM50 36V35H49ZM78 36V35H77ZM197 36V35H196ZM248 36V35H247ZM252 36V35H251ZM250 36V37H251ZM29 37V36H28ZM48 37V36H47ZM191 37V36H190ZM193 37V36H192ZM225 37H227V39L229 40L230 43H232L231 45H234L230 50H225V48H223L225 45H223V43H226ZM243 37V36H242ZM249 37V38H250ZM7 38V37H6ZM38 38V36H37ZM50 38V37H49ZM248 38V39H249ZM41 39V38H39ZM42 39H44L42 37ZM46 39V38H45ZM78 39V38H77ZM189 39V38H188ZM240 39V40H239ZM244 39V38H243ZM248 39H244L248 40ZM251 39V38H250ZM250 39L248 40V42L250 41ZM82 40V39H81ZM133 40V39H132ZM225 40V41H224ZM49 41V40H48ZM93 41V42H92ZM95 41H101V43L103 41L105 45L103 46H95L98 48H92V45ZM198 41V40H197ZM224 41V42H223ZM80 42V43H81ZM134 42V41H132ZM188 42V41H186ZM228 42V43H229ZM247 42V45L250 43ZM39 43V42H37ZM78 42V44H80ZM96 43V42H95ZM242 43V42H241ZM245 43V42H244ZM13 44V43H12ZM25 44V43H24ZM24 44H20V45H24ZM28 44V43H27ZM26 44V45H27ZM33 44V43H32ZM41 44V43H40ZM48 44V43H47ZM196 44V43H194ZM5 45V44H3ZM8 45V44H7ZM6 45V47H7ZM11 45V44H10ZM9 45V46H10ZM192 45V44H191ZM190 45V46H191ZM223 45V46H222ZM238 45V44H237ZM246 45V44H245ZM246 45V46H247ZM8 46V47H9ZM15 46V45H14ZM17 46V45H16ZM25 46V45H24ZM23 46V47H24ZM34 46H36L34 44ZM40 46V45H39ZM79 46V45H77ZM132 46V44H131ZM194 46V45H192ZM196 46V45H195ZM239 46V45H238ZM253 46V45H252ZM12 47V46H11ZM20 47V46H19ZM17 47V48H19ZM21 47V48H23ZM31 47V46H30ZM42 48V46H40ZM39 47V48H40ZM81 48V46H79ZM189 47V46H188ZM227 47V46H226ZM228 47V48H229ZM245 47V46H244ZM250 47V46H247ZM29 48V47H28ZM27 48V49H28ZM78 48V49H80ZM193 48V47H192ZM196 47H194L195 50ZM8 49V48H7ZM6 49V51H7ZM33 49V48H32ZM36 49V48H35ZM34 49V50H35ZM47 49V48H46ZM9 50V49H8ZM37 50V49H36ZM44 50V49H43ZM42 50V51H43ZM48 50V49H47ZM77 50V49H76ZM81 50V49H80ZM136 50V51H137ZM253 50V49H252ZM5 51V50H3ZM11 51V50H10ZM14 51V50H13ZM27 51V50H26ZM24 51V52H26ZM31 51V50H30ZM41 51V50H40ZM45 51V50H44ZM83 51V49H82ZM46 52V51H45ZM194 52V51H193ZM256 52V51H255ZM43 54V52H41ZM82 53V52H81ZM84 53V52H83ZM82 53V55H83ZM22 54V53H21ZM47 54V53H45ZM56 54V53H55ZM59 54V53H58ZM104 54V55H102ZM15 55V54H14ZM31 54H29L28 56H30ZM33 55V54H32ZM31 55V56H32ZM52 55V54H51ZM81 55V54H80ZM191 55V54H190ZM193 55V54H192ZM192 55L190 57H192ZM12 56V55H11ZM30 56V57H31ZM49 56V55H48ZM54 56V55H53ZM57 56V55H56ZM134 58H133V57ZM220 56V55H218ZM260 56V55H259ZM3 57V56H2ZM24 57V56H23ZM34 57V56H32ZM47 57V56H46ZM55 57V56H54ZM83 57V56H82ZM194 57V56H193ZM263 57V56H262ZM51 58V57H50ZM133 58V59H132ZM214 58V57H213ZM216 58V56H215ZM214 58V59H215ZM219 58V57H218ZM5 59V58H4ZM15 59V58H14ZM18 59V58H17ZM20 59V58H19ZM30 59V58H29ZM32 59V58H31ZM40 59V58H38ZM45 60L48 61V59L44 58ZM192 59V58H191ZM196 59V58H195ZM201 59V58H200ZM6 60V59H5ZM12 60V59H11ZM10 60V61H11ZM23 60V59H20ZM26 60V59H24ZM44 60V61H45ZM83 60V59H82ZM85 60V59H84ZM194 60V59H193ZM198 60V59H197ZM196 60V61H197ZM202 60V59H201ZM204 60V59H203ZM210 60V59H209ZM218 59H216L215 62H217ZM222 60V59H221ZM262 60V59H261ZM8 61V60H7ZM6 61V62H7ZM14 61V60H13ZM12 61V62H13ZM17 61V60H16ZM14 61V63L16 62ZM30 61V60H29ZM35 61V60H34ZM32 61V63L34 62ZM41 61V60H40ZM42 61V62H44ZM187 60H185L186 62ZM191 61V60H190ZM211 64H212V60ZM210 61L208 63H210ZM11 62V63H12ZM37 62V61H35ZM201 62V61H200ZM10 63V64H11ZM41 63V62H40ZM48 63V62H47ZM83 63H85L83 61ZM177 63V64H178ZM198 63V62H197ZM221 63V62H220ZM263 63V62H262ZM7 64V63H6ZM6 64L4 65V62L2 59H0V67L1 66H6ZM17 64V63H16ZM45 63H43L44 65ZM54 64V63H53ZM52 64V65H53ZM184 64V63H183ZM193 64V63H191ZM204 64V63H203ZM207 64V63H206ZM9 65V64H8ZM28 65V64H27ZM86 65V63L84 64ZM196 65V63H195ZM210 65V64H209ZM218 65V64H217ZM14 66V65H13ZM32 66V65H31ZM47 66V65H46ZM179 66V65H176ZM190 66V65H189ZM207 66V65H206ZM213 65H211V67H213ZM216 66V65H215ZM221 66V65H220ZM175 67V66H174ZM181 68V66H179ZM208 67V66H207ZM207 67L205 68V71L207 69ZM219 68V65L217 66ZM214 67L215 70H217ZM222 67V66H221ZM17 68H20L19 66ZM43 68V66H42ZM192 68V67H191ZM210 68V67H209ZM3 69V67L1 68V70ZM34 70V68H31ZM37 70H40V66L35 68ZM176 69V68H175ZM213 69V68H212ZM222 69V68H221ZM16 69L14 68H6V70H4V72H2V76L3 79H6L8 81H10V84L12 85V87L14 89H16L19 93L24 94L25 95V81L27 82V80L24 81V77L26 76L25 74L23 75L24 77H21L20 74L21 73H17V71H15ZM85 70V69H84ZM173 67H172V71H173ZM183 70V69H181ZM180 70V71H181ZM196 70V69H195ZM203 70V69H202ZM86 71V70H85ZM170 71V70H169ZM186 71V70H184ZM183 71V72H184ZM193 71V69H192ZM201 71V70H199ZM212 71V70H210ZM214 71V70H213ZM1 72V71H0ZM167 72V71H166ZM187 72V71H186ZM203 72V71H202ZM218 72V71H217ZM89 73V74H90ZM180 73V72H179ZM178 73V74H179ZM198 73V72H195ZM220 73V72H219ZM31 74V73H29ZM53 74V72H52ZM88 74V75H89ZM162 74H164L162 72ZM189 74V72H188ZM187 74V75H188ZM191 74V73H190ZM202 74V73H201ZM22 75V74H21ZM43 75V74H42ZM175 75V74H174ZM185 75V74H184ZM195 75V74H194ZM200 75V74H199ZM37 76V74H36ZM40 76V75H39ZM46 76V75H45ZM44 75L41 78H46ZM90 76V75H89ZM88 76V77H89ZM168 76V75H167ZM179 76V75H177ZM176 76V77H177ZM182 76V75H181ZM31 77V76H30ZM35 77V76H34ZM51 77V76H50ZM163 77V76H162ZM185 77V76H184ZM197 77V76H196ZM36 78V77H35ZM40 78V79H41ZM60 78V77H59ZM166 78V77H165ZM171 78V77H170ZM186 78V77H185ZM195 78V77H194ZM1 79V78H0ZM33 79V78H32ZM37 79V78H36ZM173 79V78H172ZM182 79V78H180ZM196 79V78H195ZM34 80V79H33ZM39 80V79H38ZM42 80V79H41ZM45 80V79H43ZM50 80V79H49ZM53 80V79H52ZM90 80V78H89ZM168 80V78H167ZM249 81V78L247 79ZM35 81V80H34ZM46 81V80H45ZM48 81V80H47ZM51 81V80H50ZM54 81V80H53ZM61 81V80H60ZM149 81V80H148ZM160 81V80H159ZM162 81V80H161ZM214 81L215 78H214ZM247 81V82H248ZM36 82V81H35ZM150 82V81H149ZM148 82V83H149ZM167 82V81H166ZM170 82V81H169ZM168 82V83H169ZM173 82V81H172ZM31 83V82H30ZM40 83V82H39ZM38 83V85H39ZM62 83V82H61ZM60 83V84H61ZM147 83V82H146ZM163 83V82H162ZM180 81L178 82L179 85ZM180 83V84H181ZM214 83V84H213ZM218 83V82H217ZM243 83V82H242ZM246 84V82H244ZM29 84V83H28ZM48 86V82L46 83ZM171 84V83H170ZM193 84V82H192ZM56 85V84H55ZM161 85V83H160ZM164 86V84H162ZM167 85V84H165ZM210 86L211 87L208 89L210 92L206 95L205 93L202 92H198V90L196 91V87L197 86ZM240 85V84H239ZM244 85V84H243ZM32 86H34L32 84ZM41 86V85H40ZM52 86V85H51ZM148 86V85H147ZM151 86V85H150ZM149 86V88H150ZM169 86V85H168ZM181 86V85H179ZM183 86V85H182ZM214 86V87H213ZM237 86V85H236ZM242 86V84H241ZM245 86V85H244ZM249 86V85H247ZM59 87V85H58ZM56 85V89L58 88ZM145 87V86H144ZM159 87V84H158ZM157 87V88H158ZM167 87V86H166ZM213 87V89H212ZM246 87V86H245ZM34 88V87H33ZM41 88V87H40ZM39 88V90H40ZM46 88V87H45ZM156 88V89H157ZM169 89V87H167ZM170 88V89H171ZM176 88V87H175ZM200 88V87H199ZM198 88V89H199ZM202 88V87H201ZM85 89V88H84ZM151 89V88H150ZM147 89V90H150ZM159 89V88H158ZM177 89V88H176ZM207 89V87H206ZM219 89V87H218ZM15 90V91H16ZM35 90V89H34ZM48 90V89H46ZM146 90V92H148ZM155 90V89H153ZM162 90V88H161ZM167 90V89H166ZM182 90L184 91V93L182 92ZM202 89H200L199 91H201ZM216 90V89H214ZM237 90V89H236ZM29 91V90H28ZM43 91V90H42ZM66 91V90H65ZM156 91V90H155ZM152 91L151 92H155ZM159 91V90H158ZM193 91V90H192ZM206 92V90H204ZM214 93H213V92ZM25 92V93H24ZM31 92V91H29ZM29 92H27L26 94H30ZM61 92V91H60ZM208 92V91H207ZM238 92V91H237ZM18 93V94H19ZM32 93V92H31ZM39 93V92H38ZM37 93V96H39V94ZM52 93V92H51ZM58 94V93H57ZM151 94V93H149ZM236 94L235 90H234V95ZM34 95L35 94H31ZM233 95V96H234ZM2 96V95H1ZM33 96V97H34ZM60 96V95H59ZM119 96L123 97V99H119ZM232 96V95H231ZM237 96V95H235ZM240 96V95H239ZM45 97V96H44ZM49 97V95H48ZM86 97V96H85ZM1 98V97H0ZM11 98V97H10ZM35 98V97H34ZM39 98V97H38ZM60 99V97H58ZM87 98V99H88ZM149 98V97H148ZM169 98V97H167ZM226 98V97H224ZM2 99V98H1ZM40 99V98H39ZM45 99V98H44ZM49 99V100H48ZM170 99V98H169ZM167 99V100H169ZM228 99V98H227ZM255 99V98H254ZM4 100V101H3ZM6 100V102H5ZM8 99H2L0 101V128L5 126L6 122L11 121L13 122H19L20 126H22V128H25V134L27 135V143L29 142L30 144L33 143V141H35L36 139H44L45 140V146L43 147V153H44V157L45 159H43L42 161H40V159L38 161H36L35 159H31V157L29 158V155L27 156H23L21 158H17V156H14V149L13 147H11L8 143L5 137L0 138L1 139V147H0V156L1 159L6 163V170L1 171L0 169V229H3V231L5 230V232L7 233L8 236V241L10 243V246L13 248L12 251L15 254V258L14 260H18L17 264H96V255L93 252L92 249V245L97 237V234H99L100 232L96 231H89V230H80V231H76L73 238L75 240H77L80 243V249L79 251L72 249L71 247V243L72 241L70 239L64 238V234L70 231L74 232L72 229L75 227H77L78 224H80V215L78 213H76V211H74V209L69 208V206H67L66 203H68V205H70L72 202H75L76 195L81 196V192L82 191H86V186L84 185V181L86 179L90 178V174L89 175H82V171L81 169H85L86 167H88V169H90L89 167L92 166L90 165L91 163V157L89 158V153L88 150L85 151V153L88 154V158H85L84 156H82L76 149V145L70 141L68 139L67 136H63L60 134H51L50 133L42 130L39 125H37L35 123V111H33V109H28L25 108L24 110H22L20 113H14L13 111H16L15 108H13L9 103H7ZM14 100V98H13ZM48 101H50L49 103H51L52 107L55 109V111H59L60 109V105L59 101L56 98H47ZM170 101V103H172V101ZM9 101V100H8ZM47 101V102H48ZM251 101L254 102V100L252 99ZM13 102V101H12ZM14 102H17V100H14ZM252 102V103H253ZM254 102V103H255ZM169 103V102H168ZM89 104H84V105H89ZM219 104V105H218ZM251 104V103H250ZM133 105V106H131ZM255 105V104H254ZM253 105V106H254ZM23 106V105H22ZM21 106V107H22ZM89 106V107H90ZM250 106V105H249ZM248 106V107H249ZM251 106V108L253 107ZM256 106V105H255ZM26 107V106H25ZM35 108V107H34ZM68 108V107H67ZM132 108V109H131ZM146 108V106H145ZM250 108V107H249ZM254 108V109H255ZM148 109V108H146ZM146 109L144 111H146ZM245 109V108H243ZM97 110V109H96ZM137 110V111H138ZM149 110V109H148ZM134 111V110H133ZM144 111H142V114L144 113ZM255 111V110H254ZM62 112V111H61ZM95 112V111H94ZM136 112V111H135ZM150 112V113H151ZM219 112V111H218ZM222 112V111H221ZM251 112V110H250ZM249 112V114H250ZM137 113V112H136ZM151 113V114H152ZM217 113V112H215ZM248 113V111H247ZM246 113V116L249 117ZM61 114V113H60ZM218 114V113H217ZM215 114V116L217 115ZM253 114V112H252ZM16 115V116H14ZM70 115V114H69ZM100 115V114H99ZM191 115V114H189ZM194 115V114H192ZM224 114L222 113V116ZM255 115V113L253 114ZM38 116V114H37ZM146 116V114H145ZM180 116L181 118H184ZM219 116V114H218ZM228 116V118H229ZM15 117V118H13ZM147 117V116H146ZM149 117V116H148ZM224 118L228 119L227 117H225V115L223 116ZM250 117H252L250 115ZM255 117V116H254ZM69 117H67L68 120ZM137 118V117H136ZM151 118V117H150ZM179 118V117H178ZM177 118V120H178ZM186 118H188V116H186ZM218 118V117H217ZM215 118V119H217ZM61 119V118H60ZM63 119V117H62ZM70 119V118H69ZM148 119V118H147ZM248 119V118H247ZM246 119V120H247ZM253 119V118H251ZM72 120V118H71ZM150 120V119H149ZM169 120V119H168ZM176 120V119H175ZM176 120V121H177ZM183 121V119H181ZM180 120V121H181ZM186 120V119H184ZM225 120V119H223ZM229 120V119H228ZM255 120V119H254ZM220 119L218 120V124H219ZM227 120H225L226 122ZM38 122V121H37ZM62 123V121H60ZM172 122V121H170ZM188 122V121H185ZM249 122V121H247ZM253 122V120H252ZM257 122V123H256ZM61 123H60V127H61ZM75 123V122H74ZM106 123V122H105ZM163 123V122H162ZM161 123V124H162ZM222 123V122H221ZM224 123V122H223ZM11 124V123H10ZM16 124V123H14ZM70 124V123H68ZM126 124V123H125ZM152 124V123H151ZM173 125V127H175V123H171ZM181 124V123H180ZM247 124V123H246ZM9 125V124H7ZM17 125V124H16ZM15 125V126H16ZM59 125V124H58ZM73 125V124H72ZM76 125V124H75ZM109 125V124H107ZM155 125V124H154ZM153 125V126H154ZM157 125V124H156ZM165 125V124H164ZM163 125V126H164ZM169 124H167L168 126ZM177 125V124H176ZM179 125V124H178ZM222 125V124H221ZM221 125L218 126L219 132L221 130H224V128H221ZM238 125V124H237ZM249 125V123H248ZM247 125V126H248ZM10 126V125H9ZM13 126V124H12ZM64 125H62L63 128ZM66 129L67 126L69 127V125H65ZM128 127V125H125ZM162 126V125H161ZM166 126V125H165ZM164 126V127H165ZM71 127V126H70ZM69 127V128H70ZM73 127V126H72ZM110 127V125H109ZM108 127V128H109ZM152 127V125H151ZM156 127V126H155ZM158 127V126H157ZM220 127V128H219ZM223 127V125H222ZM27 128H32L31 130H27ZM43 128V127H42ZM48 128V127H47ZM162 128V127H161ZM160 130H163L161 129ZM169 128V127H167ZM172 128V127H171ZM198 128V127H197ZM251 128V129H253ZM65 129V128H64ZM129 129V128H128ZM166 129V127L164 128ZM173 129V128H172ZM203 129V128H201ZM5 130V129H4ZM21 130V129H20ZM127 130V129H126ZM130 130V129H129ZM128 130V131H129ZM132 130V129H131ZM138 130V131H139ZM175 130V129H174ZM193 130V129H191ZM195 130V129H194ZM197 130V129H196ZM200 130V129H199ZM59 131V130H58ZM68 131V130H67ZM66 131V132H67ZM168 131V130H167ZM166 131V133H167ZM172 131V130H171ZM170 131V132H171ZM63 132V131H62ZM133 132V130L131 131ZM153 132V131H151ZM156 131L154 130V133ZM158 132V131H157ZM156 132V133H157ZM161 132V131H160ZM159 132V134H160ZM173 132V131H172ZM233 132V131H231ZM251 132V131H250ZM7 133V132H6ZM12 133V132H11ZM124 133V132H122ZM126 133V132H125ZM124 133L125 137H128L127 134ZM137 133V132H136ZM141 133V132H140ZM150 133V132H149ZM153 133V134H154ZM163 133V132H162ZM207 133V132H206ZM218 133V132H217ZM234 133V132H233ZM4 134V133H3ZM2 134V135H3ZM23 134V135H25ZM134 134V133H132ZM152 133L150 135H153ZM250 134V135H251ZM1 135V134H0ZM7 135V134H6ZM117 135V134H116ZM135 135V134H134ZM137 135V134H136ZM141 135V134H140ZM147 137H149V134H146ZM158 135V134H157ZM223 135V134H221ZM225 135V134H224ZM115 136V135H113ZM130 136V135H129ZM144 136V134H143ZM160 136V135H158ZM157 136V137H158ZM187 136V135H186ZM217 136V135H216ZM232 136V135H231ZM8 137V135H7ZM12 137V136H11ZM137 137V136H136ZM153 137V136H152ZM155 137V135H154ZM157 137H155L157 139ZM162 137V136H160ZM164 137V136H163ZM162 137V138H163ZM169 137V136H168ZM252 137V136H251ZM14 138V137H13ZM117 138V137H116ZM120 138V137H119ZM122 138V137H121ZM150 138V137H149ZM147 138V139H149ZM220 138V137H218ZM232 138V137H230ZM126 139V138H125ZM128 139V138H127ZM133 139V138H132ZM143 139V138H141ZM164 139V138H163ZM170 139V138H167ZM22 140V139H21ZM138 140V139H137ZM136 140V142H137ZM162 140V139H160ZM235 140V139H234ZM11 141V140H10ZM15 141H17L15 139ZM43 141V140H42ZM126 141V140H125ZM129 141V139H128ZM131 141V140H130ZM151 140L149 139L148 142H150ZM156 141V140H155ZM168 141V140H167ZM14 142V140H13ZM24 142V141H23ZM121 142V141H120ZM119 142V143H120ZM135 142V143H136ZM142 142V140H141ZM164 141H162L163 143ZM42 143V142H41ZM132 144V141L130 142ZM134 143V141H133ZM146 143V142H145ZM144 143V144H145ZM151 143V142H150ZM160 143V142H159ZM161 143V144H162ZM203 143V142H202ZM235 143V142H234ZM255 143V144H256ZM143 144V142H142ZM166 144V143H164ZM168 144V143H167ZM213 144V143H212ZM254 144V145H255ZM18 145V144H17ZM89 145V144H88ZM91 145V144H90ZM134 145V144H133ZM132 145V146H133ZM147 145V144H145ZM160 145V144H159ZM235 145V144H233ZM24 146V145H23ZM131 146V147H132ZM135 146V145H134ZM141 146V145H140ZM151 146V145H150ZM164 146V145H163ZM209 146V145H208ZM238 146V145H235ZM29 147V146H28ZM81 147V146H80ZM79 147V148H80ZM88 147V146H87ZM90 147V146H89ZM137 147V146H136ZM241 147V146H240ZM235 147L236 149L240 148ZM256 147V146H255ZM13 148V149H12ZM27 148V147H26ZM82 148V147H81ZM81 148L79 150H81ZM160 148V147H159ZM166 148V147H165ZM258 148V147H256ZM18 149V148H17ZM88 149V148H86ZM135 149V148H134ZM137 149V148H136ZM161 149V148H160ZM167 149V148H166ZM175 149V148H174ZM215 149V148H214ZM234 149V147H233ZM39 150V149H37ZM41 150V149H40ZM91 150V148L89 149ZM94 150V149H92ZM99 150V149H96ZM140 150V149H139ZM149 150V149H148ZM150 150H154V149H150ZM260 150V148H259ZM83 151V150H81ZM100 151V150H99ZM101 151H105V150H101ZM138 151V150H137ZM237 151V150H236ZM240 151V150H239ZM264 151V150H263ZM27 152V151H26ZM41 152V151H40ZM39 152V153H40ZM92 152V151H90ZM96 152V151H95ZM98 152V151H97ZM96 152V153H97ZM146 152V151H145ZM262 152V151H261ZM17 153L20 154V151H18ZM104 153V152H103ZM144 153V152H143ZM156 153V152H155ZM158 153V152H157ZM164 153V150H163ZM232 153V151H231ZM239 152L235 153L236 154V158L239 160ZM259 153V152H258ZM18 156H21V154ZM24 154V153H23ZM29 154V153H27ZM84 154V152L82 153ZM86 154V155H87ZM91 156H93V153H90ZM98 154V153H97ZM166 154V153H165ZM233 154V153H232ZM100 155V154H99ZM98 155V156H99ZM107 155V154H106ZM146 155V154H145ZM152 155V154H151ZM164 155V154H163ZM171 155V154H170ZM262 155V154H261ZM96 156V157H98ZM161 156V155H160ZM263 156V157H262ZM262 159L260 162H258V164L260 163V167L261 170L260 172H257L254 168V163H243L241 166L239 167H231L230 171L232 173V180L235 182V185H237L239 187V190L242 194V192L244 194H247L248 192V188L249 186L251 187L252 185H249V183H252L253 185H256V182L259 183L262 182L261 184H259L257 187H255V189L257 188V196L254 197L255 201L258 202V205H260L261 207L264 208V180H261L260 178L264 179V154L262 155ZM133 157V156H132ZM154 157V156H153ZM163 157V156H161ZM234 157V156H233ZM257 157V156H256ZM106 158V157H105ZM259 158V156H258ZM101 158L97 159L100 160ZM103 159V157H102ZM231 159V158H230ZM234 159V158H233ZM242 159V158H240ZM137 160V159H136ZM143 160V159H142ZM146 160V159H145ZM159 159H157L158 161ZM229 160V159H228ZM235 160V159H234ZM260 160V158H259ZM164 161V160H163ZM231 161V160H230ZM228 161V162H230ZM256 161V159H255ZM40 162H42V165L40 164ZM99 163H101L100 161H98ZM146 162V161H143ZM143 162H138L136 164V171L140 170L142 172V170L144 171V169H142L143 166ZM3 163V162H2ZM97 164V163H96ZM148 163H146L147 165ZM152 164V163H150ZM156 164V163H155ZM193 164V163H192ZM191 164V165H192ZM230 164V163H229ZM90 165V166H89ZM99 165V164H98ZM101 165V164H100ZM99 165V166H100ZM145 165V164H144ZM153 165V164H152ZM190 165V166H191ZM195 165V164H194ZM193 165V166H194ZM64 166L65 171H62L59 175H56L55 178L53 179H46L47 177L44 176V174L42 173L43 167L44 169L48 168L50 169L49 172L51 171H55V170H59L61 171V167ZM149 166V165H148ZM155 166V165H154ZM153 166V167H154ZM158 166V165H157ZM165 166V165H164ZM168 166V165H166ZM192 166V167H193ZM198 166V165H197ZM196 166V167H197ZM4 167V166H3ZM134 167V166H133ZM144 167V166H143ZM147 167V166H146ZM257 167V166H256ZM155 168V167H154ZM169 168V167H168ZM199 168V167H198ZM4 169V168H3ZM147 169H149L147 167ZM162 169V166H161ZM195 169V168H194ZM64 170V169H63ZM160 170V169H159ZM47 171V170H45ZM90 171V170H89ZM93 171V170H92ZM161 171V170H160ZM196 171V169H195ZM201 171V170H200ZM199 171V172H200ZM48 172V171H47ZM48 172V173H49ZM85 172V170H84ZM91 172V171H90ZM89 172V173H90ZM140 172V173H141ZM157 172V171H155ZM199 172L197 171V174H199ZM153 173V172H152ZM161 173V172H159ZM92 174V173H91ZM137 174V173H136ZM149 174V173H148ZM157 174V173H156ZM194 172V171H190L189 172V177H190V181L188 186L186 187V195H190V199L191 200H197V204L195 203V205L192 203H190V201H188V205L186 206V208L180 212V215L178 216V218L175 219H170V220H166V219H156L153 222L152 228L153 231H155V233L159 234V235H166V236H175L178 235L179 233V237L175 239L174 245H167L168 249L163 250V254L170 252V249H177L178 245L180 246H184L186 245L189 241L191 240V237L193 235V233H199V237H200V242L202 244V246L206 249H211L214 248V245L216 244V250L221 248V238L217 239L219 241H217L216 243L213 242V237H222L223 234L222 232L220 233V226L218 225L217 221H215V219H213L212 217L214 215H219V216H227L228 213L225 209V200L219 196L216 195L214 190H209L208 188V182L206 180L201 179V177ZM51 175V174H50ZM159 175V174H158ZM49 176V175H48ZM93 176V175H92ZM157 176V175H156ZM214 176V175H213ZM139 177H141L139 175ZM153 177V176H152ZM199 177V178H198ZM207 177V176H206ZM50 178V177H49ZM93 178V177H92ZM136 178V177H135ZM142 178V177H141ZM146 178V177H144ZM134 179V178H133ZM137 179V178H136ZM154 179L155 176H154ZM153 179V181L155 182V180ZM210 179V178H209ZM91 180V179H90ZM97 181V180H96ZM145 181V180H144ZM256 181V182H255ZM92 182V181H91ZM138 182V181H136ZM134 182V183H136ZM151 182V181H150ZM149 182V183H150ZM151 182V183H154ZM188 182V180H187ZM94 183V182H93ZM143 183V182H142ZM148 183V181H147ZM233 183V182H232ZM89 184V182H88ZM87 184V185H88ZM137 184V183H136ZM146 184V182L144 183ZM248 184V185H246ZM138 185V184H137ZM136 185V186H137ZM143 185V184H141ZM149 185V184H148ZM147 185V186H148ZM154 185V184H153ZM96 186V185H95ZM94 186V187H95ZM99 186V185H98ZM185 186V185H184ZM248 186V187H247ZM93 189V188H92ZM136 189V188H135ZM146 189V188H145ZM148 189V188H147ZM152 189V188H151ZM238 189V188H237ZM149 190V189H148ZM254 190L253 188L251 189V191ZM132 191V190H131ZM143 191V190H142ZM152 191V190H151ZM181 191V190H180ZM185 191V190H184ZM81 194H80V193ZM91 192V191H90ZM250 192V191H249ZM248 192V195H249ZM79 193V194H78ZM94 193V192H93ZM146 193V191H145ZM252 192H250L251 194ZM256 193L255 191L253 192V194ZM84 194V193H83ZM181 194V193H180ZM184 194V193H183ZM240 194V193H239ZM252 194V196H253ZM93 195V194H91ZM144 195V194H143ZM185 195V194H184ZM223 195V194H222ZM98 196H100L98 194ZM146 196V195H145ZM172 196V195H171ZM177 196V195H176ZM180 196V195H179ZM247 196V195H245ZM255 196V195H254ZM90 197V196H88ZM96 197V196H95ZM139 197V196H138ZM144 197V196H142ZM184 197V196H183ZM251 197V195H250ZM79 198V197H78ZM101 198V197H100ZM145 198V197H144ZM173 198V197H172ZM171 198V199H172ZM96 200V198L92 197V200ZM104 199V196H103ZM189 198H187L188 200ZM253 199V198H252ZM82 200V199H81ZM91 200V201H92ZM94 200V201H95ZM98 200V199H97ZM99 201V200H98ZM185 201V200H184ZM249 201V200H248ZM254 201V202H255ZM90 202V201H88ZM93 202V201H92ZM97 202V201H96ZM179 202V201H177ZM107 203V202H106ZM139 203V201H138ZM182 203V202H181ZM94 205V204H93ZM99 205V204H98ZM104 205V202H103ZM180 205V204H179ZM71 206V205H70ZM73 206V205H72ZM102 206V204H101ZM114 206V205H113ZM184 206V205H183ZM78 207V206H77ZM100 207V205L98 206V208ZM103 207V206H102ZM101 207V208H102ZM105 207V206H104ZM107 207V206H106ZM82 208V207H81ZM89 208V207H88ZM95 208V207H94ZM97 208V209H98ZM80 209V208H79ZM100 209V208H99ZM111 209V208H110ZM110 209L107 208V213H109ZM115 209V208H114ZM84 210V207H83ZM102 211V209H100ZM100 210H99V215H100ZM132 210V209H131ZM264 210V209H263ZM86 211V210H85ZM102 211L103 213H106ZM81 212V211H80ZM111 212V211H110ZM170 212V211H169ZM89 213V212H88ZM262 213V212H261ZM97 214V213H96ZM95 214V215H96ZM170 214V213H169ZM230 214V212H229ZM103 215V214H101ZM163 215V214H162ZM168 215V214H165ZM92 216V215H91ZM114 216V215H113ZM170 216V215H169ZM168 216V217H169ZM172 216V215H171ZM230 216V215H229ZM88 217V216H87ZM90 217V216H89ZM94 217V216H93ZM92 217V218H93ZM102 217V216H100ZM151 217V216H150ZM149 217V218H150ZM160 217V216H159ZM215 217V216H214ZM91 218V217H90ZM89 218V219H90ZM99 218V217H98ZM114 218V217H113ZM222 218V217H221ZM232 218V217H231ZM96 219V217H95ZM110 219V218H109ZM146 219V218H145ZM218 219V218H217ZM101 220V219H100ZM99 220V221H100ZM137 220V219H136ZM144 220V219H143ZM151 220V219H150ZM88 221V220H87ZM222 221V220H221ZM133 225H134V221ZM146 222V221H145ZM232 222V221H231ZM100 223V222H98ZM127 224V223H126ZM149 224V223H147ZM220 224V223H219ZM81 225V224H80ZM79 225V226H80ZM87 225V224H84ZM92 225V224H91ZM82 226V225H81ZM102 226V225H101ZM100 226V227H101ZM120 226V225H119ZM128 226V224H127ZM219 226V228H218ZM84 227V226H83ZM99 227V228H100ZM104 227V226H103ZM134 227V226H133ZM148 227V226H147ZM225 227V226H223ZM222 227V228H223ZM79 228V227H77ZM89 228V227H88ZM127 228V227H126ZM129 228V227H128ZM127 228V229H128ZM132 228V225H131ZM130 228V230H131ZM150 228V227H149ZM221 228V229H222ZM226 228V227H225ZM85 229V228H84ZM92 229V228H91ZM106 229V228H104ZM125 229V228H124ZM126 229V230H127ZM102 230V229H101ZM111 232L112 235L114 233V231H112L111 229H107ZM129 230V231H130ZM133 230V228H132ZM132 230L130 232H132ZM136 230V229H135ZM227 230V229H226ZM229 230V229H228ZM227 230V232H228ZM68 231V232H67ZM100 231V230H98ZM104 231V230H103ZM2 232V230H1ZM129 232V234H130ZM145 232V231H143ZM148 232V230L146 231ZM150 232V231H149ZM133 233V232H132ZM131 233V234H132ZM140 233V232H139ZM177 233V234H175ZM225 233V232H223ZM2 234V233H1ZM73 234V233H72ZM108 234V233H107ZM123 234V233H122ZM120 233V235H122ZM138 234V232H137ZM102 235V234H101ZM119 235V236H120ZM125 235V233H124ZM154 235V234H153ZM228 235V234H226ZM6 236V237H7ZM99 236V235H98ZM117 236V235H116ZM118 236V237H119ZM126 236V235H125ZM128 236V235H127ZM137 235H135L136 237ZM140 236V235H139ZM156 236V235H155ZM4 237V236H3ZM111 237V236H110ZM117 237V238H118ZM122 237V236H121ZM119 237V238H121ZM149 237V238H148ZM145 241H147V250L150 249V247H152V241H151V236L149 235ZM154 237V236H152ZM100 238V237H99ZM102 238V237H101ZM104 238V236H103ZM102 238V239H103ZM116 238V237H115ZM116 238V239H117ZM124 238V237H123ZM155 239H157V237H154ZM161 238V237H160ZM164 238V237H163ZM167 238V237H166ZM165 238V239H166ZM196 238V237H195ZM98 239V238H97ZM102 239H99L100 241H103ZM112 239V238H111ZM127 239V238H126ZM140 239V238H139ZM159 239V238H158ZM162 239V238H161ZM160 239V240H161ZM171 239V237L169 238V240ZM198 239V238H197ZM196 239V240H197ZM226 238H224L225 240ZM230 239V238H229ZM105 240V238H104ZM131 240V238H130ZM136 240V239H135ZM154 240V239H153ZM193 240V243L194 241ZM216 240V238H215ZM3 241V240H2ZM6 241V240H5ZM108 241H111L108 239ZM113 241V240H112ZM117 241V240H116ZM125 242V239L123 240ZM173 241V240H172ZM228 241V240H227ZM230 241V240H229ZM244 241V240H243ZM98 242V241H97ZM105 241H103L104 243ZM107 242V241H106ZM127 242V241H126ZM135 242V241H134ZM157 242V241H156ZM156 242H154L155 244V248L156 249ZM167 242V241H166ZM198 242V240H197ZM232 242V241H231ZM230 242V244H232ZM8 243V242H7ZM79 243L77 245H79ZM109 243V242H108ZM113 245V242H111ZM122 243V242H121ZM169 243V242H168ZM171 243V242H170ZM238 243V241H237ZM98 244V243H97ZM118 244V243H117ZM144 244V243H143ZM173 244V243H172ZM191 244V243H190ZM197 244V243H195ZM224 244L227 245V243L224 242ZM236 244V242H235ZM239 244V243H238ZM7 245V244H6ZM100 245V244H98ZM97 245V246H98ZM146 245V244H145ZM158 245V244H157ZM162 245V244H161ZM165 245V244H164ZM189 245V244H188ZM221 245V246H220ZM229 245V244H228ZM243 245V244H242ZM96 246V243H95ZM105 246V245H104ZM121 246V245H120ZM159 246V245H158ZM179 246V247H180ZM192 246V245H190ZM200 246V245H199ZM201 246V247H202ZM230 246V245H229ZM235 245H233L234 247ZM241 246V245H240ZM8 247V245H7ZM6 247V248H7ZM10 247V248H11ZM115 247V246H114ZM125 247V246H124ZM145 247V249H146ZM166 245L164 248H167ZM172 247V248H171ZM187 247V246H186ZM196 247V246H195ZM238 247V246H237ZM236 247V250L237 249ZM2 247V243H0V264H8L9 262H6V257L3 255V251L1 250ZM9 248V247H8ZM7 248V251H8ZM97 248V247H96ZM104 248V247H103ZM230 248H232L230 246ZM242 248V247H240ZM77 249V248H76ZM105 249V248H104ZM133 249V248H130ZM135 249V248H134ZM142 249V248H140ZM144 249V250H145ZM181 249V248H180ZM184 249V248H183ZM194 249V248H193ZM202 249V248H201ZM200 249V250H201ZM228 249V248H227ZM251 249V248H250ZM253 249V248H252ZM10 250V249H9ZM97 250V249H96ZM111 250V249H110ZM143 250V251H144ZM230 250V249H229ZM249 250V249H248ZM11 251V252H12ZM130 251V250H129ZM128 251V252H129ZM132 251V250H131ZM146 251V250H145ZM151 251V250H150ZM149 251V252H150ZM157 251V249L155 250ZM189 250H187L188 252ZM203 251V249L201 250ZM208 251V250H207ZM220 252V250H218ZM231 251V250H230ZM234 251V252H235ZM242 251V250H241ZM240 251V252H241ZM96 252V251H95ZM153 252V251H152ZM160 252V250H159ZM177 252V251H176ZM222 252V250H221ZM220 252V253H221ZM228 252V251H227ZM243 252V251H242ZM241 252V253H242ZM254 253V251H252ZM6 253V252H5ZM98 253V252H97ZM127 253V252H126ZM137 253V252H136ZM135 253V254H136ZM140 253V252H139ZM142 253V252H141ZM145 253V252H144ZM151 253V252H150ZM172 253V252H171ZM193 253V252H192ZM205 253V252H203ZM208 253V252H207ZM211 253V252H210ZM226 253V251H225ZM229 253H233L232 251ZM239 253V252H238ZM105 254V253H104ZM110 254V251H109ZM118 254V253H117ZM125 254V253H124ZM129 254V253H128ZM132 255L133 257H131L130 259V263L129 264H147L146 260L143 259L140 254L137 255ZM146 254V253H145ZM144 254V255H145ZM149 254V253H148ZM154 255H156L155 253H153ZM195 254V253H194ZM199 254V253H198ZM215 254V253H214ZM218 254V253H217ZM223 254V253H221ZM237 254V253H236ZM240 254V253H239ZM243 254V253H242ZM241 254V255H242ZM9 255V254H8ZM7 255V256H8ZM103 255V254H102ZM142 255V254H141ZM161 255V254H160ZM169 255V254H167ZM174 258H173V262H165L158 260V264H191L192 260L190 258H181V255H176L174 254ZM189 255V254H188ZM207 255V254H206ZM234 255V254H233ZM232 255V257H233ZM246 255V254H245ZM100 256V255H99ZM108 256V255H107ZM110 256V255H109ZM147 256V255H145ZM159 256V255H158ZM187 256V255H186ZM198 256V255H197ZM196 256V257H197ZM202 256V255H201ZM200 256V257H201ZM212 256V254H211ZM216 256V255H215ZM225 257H222V261L221 264H228V261L226 260L227 257L225 254L222 255ZM239 256V255H238ZM248 256V255H247ZM103 257V256H102ZM126 257H128L126 255ZM170 257V256H169ZM172 257V256H171ZM192 257V256H191ZM195 257V258H196ZM218 257V256H217ZM221 257V256H220ZM231 257V256H230ZM252 257V256H251ZM8 258V257H7ZM101 258V257H100ZM114 258V257H113ZM130 258V257H129ZM193 258V257H192ZM202 258V257H201ZM207 258V257H206ZM205 258V261H207ZM210 258V257H208ZM235 258V257H234ZM247 258V257H246ZM12 259V258H11ZM109 259V257L107 258ZM125 259V258H124ZM161 259V258H160ZM197 259V258H196ZM199 260V259H197ZM217 259V258H216ZM229 259V258H228ZM232 259V258H230ZM229 259V260H230ZM244 259V258H243ZM13 260V261H14ZM118 260V261H117ZM155 260V259H154ZM153 260V261H154ZM245 260V259H244ZM242 260V261H244ZM254 259L249 258L248 260V264H254L253 262ZM10 261V260H9ZM103 261V260H102ZM115 261H117V264H123L122 261H120L119 258L115 257ZM148 261V259H147ZM152 261V262H153ZM167 261V260H166ZM170 261V260H169ZM194 261V263H196ZM209 261V260H208ZM213 261V259H212ZM233 261V260H232ZM236 261V260H235ZM20 262V263H19ZM106 262V261H105ZM104 262V264H105ZM124 262V261H123ZM156 262V261H155ZM153 262V263H155ZM203 262V261H202ZM219 262V260H218ZM217 262V263H218ZM16 263V262H14ZM114 263V262H113ZM111 263V264H113ZM128 263V262H127ZM152 263V264H153ZM198 264L200 263L197 262ZM220 263V262H219ZM108 264V263H107ZM232 264V263H230ZM243 264V263H242ZM246 264V263H245Z\"/></svg>","mask_w":264,"mask_h":264}]
</instances>
